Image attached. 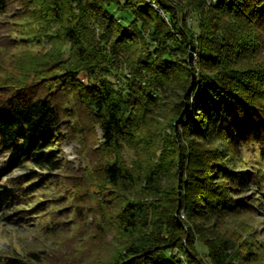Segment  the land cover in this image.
<instances>
[{"label":"trees","instance_id":"obj_1","mask_svg":"<svg viewBox=\"0 0 264 264\" xmlns=\"http://www.w3.org/2000/svg\"><path fill=\"white\" fill-rule=\"evenodd\" d=\"M14 4L48 48L24 53L0 79V154L20 143L10 166L25 169L0 178L2 220L49 229L50 200L35 201L49 177L37 171L65 168L51 140L65 123L57 97L68 95L114 152L100 173L121 201L111 264L257 263L258 237L206 223L255 210L246 190L264 199V172L245 167L264 164V0H0V17ZM167 88L175 100H162ZM41 258L21 252L1 264Z\"/></svg>","mask_w":264,"mask_h":264},{"label":"rangeland","instance_id":"obj_2","mask_svg":"<svg viewBox=\"0 0 264 264\" xmlns=\"http://www.w3.org/2000/svg\"><path fill=\"white\" fill-rule=\"evenodd\" d=\"M21 12L24 11L14 4L0 17V79L11 70V63L24 53H39L48 48L47 42L32 39L29 32L35 27L26 24ZM123 66L124 61L120 60L117 73H121ZM45 82L35 85L42 95ZM161 96L164 102H169L177 98V93L167 88ZM57 98L65 123L59 134L61 140L57 142L54 137L51 142L56 155L62 157L65 168L48 173L37 171L40 176L49 177V183L39 191L40 197L35 200H50L46 202L44 212L49 229L43 230L38 221L7 224L2 220L0 210V264L6 256H17L21 252H36L43 258L39 264H111L117 251L118 231L113 224V216L121 201L112 187L100 182L101 170L109 160L114 159V152L102 145L101 131L89 127L88 110L75 104L68 95ZM156 118L159 122L157 128L162 131L168 118L165 106L158 110ZM20 146L19 143L12 151L0 154V178L3 182L25 173V169L10 166ZM242 153L246 158L250 156L247 151L242 150ZM255 153L257 150L251 155ZM133 157V151L124 149L125 164H129ZM245 167L248 171L264 172V164L260 160L251 161L248 158ZM253 198L256 199L252 203L255 210L246 208L249 212L238 210L219 222L208 221L206 228L214 224L212 227L218 232L235 235L248 242L258 237V243H254V255L258 264H264V205L259 204L263 198L256 197L250 189L241 197L246 205Z\"/></svg>","mask_w":264,"mask_h":264}]
</instances>
